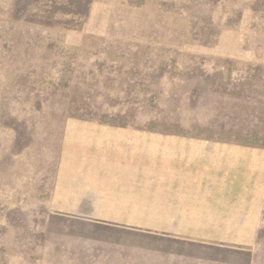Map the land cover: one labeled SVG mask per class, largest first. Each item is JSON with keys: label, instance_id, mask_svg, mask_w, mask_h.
Wrapping results in <instances>:
<instances>
[{"label": "rangeland", "instance_id": "rangeland-1", "mask_svg": "<svg viewBox=\"0 0 264 264\" xmlns=\"http://www.w3.org/2000/svg\"><path fill=\"white\" fill-rule=\"evenodd\" d=\"M90 125L147 157L264 150V0H0V264L77 263L93 230L50 202L59 157L105 151ZM250 245L206 256L264 264V224Z\"/></svg>", "mask_w": 264, "mask_h": 264}, {"label": "crops", "instance_id": "crops-1", "mask_svg": "<svg viewBox=\"0 0 264 264\" xmlns=\"http://www.w3.org/2000/svg\"><path fill=\"white\" fill-rule=\"evenodd\" d=\"M96 127L87 138L96 145L99 135L105 151L59 157L50 202L55 214L93 230L72 250L76 264H212L213 245L252 252L244 245L264 224V150L147 157L145 136L142 145L131 129H110L106 144Z\"/></svg>", "mask_w": 264, "mask_h": 264}]
</instances>
